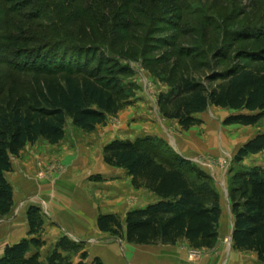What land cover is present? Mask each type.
Here are the masks:
<instances>
[{
    "label": "rangeland",
    "instance_id": "obj_1",
    "mask_svg": "<svg viewBox=\"0 0 264 264\" xmlns=\"http://www.w3.org/2000/svg\"><path fill=\"white\" fill-rule=\"evenodd\" d=\"M22 1L0 0V10H9L11 30H14L0 37V86L4 85L2 93L0 87V109H11L21 95L13 91L16 86H5L2 80L13 72L6 62L23 68L36 67L43 51L46 55L51 52L71 56L78 44L84 42L81 39L90 35L95 40L90 48L92 55H98L100 50L114 58L106 80L117 87L125 106L119 113L108 115L105 123L92 133L74 128L68 120L65 135H79L80 139L94 137L103 142L137 141L156 156L177 154L189 158L208 177L207 186L220 197L218 238L212 248L199 249L186 240L173 246H135L108 235L109 244L120 246V254L110 255L108 263L259 264L254 254L233 248L234 218L229 189L235 154L249 139L264 133V121L248 128L224 126L223 121L230 112L210 107L200 116L201 126L184 131L176 121L163 118L158 97L184 78L209 87L208 76L222 72L231 62L235 64L242 52L264 57V0H35L40 3L37 9H26ZM102 22L104 30L116 26L111 47H95L101 37L94 28L103 30ZM4 45L11 54L3 49ZM225 46H230L229 63L222 60L226 55ZM252 67L256 73H264V61L253 63ZM16 77L20 79L18 86L25 90L26 105L31 96L28 86L39 78ZM143 140L150 144L141 143ZM37 143L49 145L43 140ZM260 159L264 164V152ZM16 161L12 158V162ZM249 164H252L250 159L242 163L247 168ZM63 171L64 166L54 162L46 174L39 173L36 177L46 179L45 175L49 174V180L50 175ZM31 208H36L43 217L38 207ZM7 218L0 221V235L6 240L13 224L5 225ZM35 236L42 245L31 247L27 255L34 259L31 264H89L92 261L83 243H74L81 246L80 250L62 252L55 250L57 241L42 242L43 228ZM3 241L0 239V249ZM83 252L87 255L84 261Z\"/></svg>",
    "mask_w": 264,
    "mask_h": 264
},
{
    "label": "trees",
    "instance_id": "obj_2",
    "mask_svg": "<svg viewBox=\"0 0 264 264\" xmlns=\"http://www.w3.org/2000/svg\"><path fill=\"white\" fill-rule=\"evenodd\" d=\"M22 2L26 9H37L40 5L35 0ZM121 7L124 8L125 3ZM0 15V37L7 36L5 32L14 31L9 10H0ZM123 17L130 20L126 14ZM102 25L103 22V29ZM115 27L94 28L101 37L95 47H111L115 42L112 38ZM83 39L71 56L67 53L52 55L51 52L46 55L43 51L36 67L5 63L13 72L2 80L5 86H16L17 90L13 91L21 95L11 109H0V221L14 206L13 188L6 179L12 172V158H18L25 147L39 140L53 146L59 144L65 138L68 120L74 128L92 133L105 123L108 115L119 113L125 106L117 87L106 80L114 58L100 50L98 55H92L90 48L95 40L90 35ZM3 49L12 53L7 45ZM229 49L230 46H225L223 63L230 61ZM258 61H264V57L256 58V55L242 52L235 64L231 62L222 72L208 76L209 87L191 78L182 79L158 97L163 118L176 121L182 130L188 131L201 126L198 116L214 107L230 112L223 121L224 126L255 127L264 121V73L258 74L252 67ZM28 75L39 80L28 86L31 96L24 105L25 90L18 86L20 79L16 76ZM3 86H0L1 93ZM141 143L150 144L148 140ZM262 152L264 133L255 135L238 149L229 189L234 218L233 248L254 254L259 264H264V170L247 168L242 163ZM102 156L107 166L126 171L134 189L152 193L157 202L128 212L124 220L117 215H99L97 227L101 233L135 246H173L180 240L199 249L214 246L221 218L220 197L207 186L208 177L190 161L177 154L156 156L150 148L128 140L110 142L103 148ZM38 214L36 208L28 209L27 238L7 246L0 264H31L34 259L27 257L31 247L42 245L35 236L43 226ZM80 248L62 237L55 250L71 252ZM81 259H87L85 252ZM91 264L104 263L94 258Z\"/></svg>",
    "mask_w": 264,
    "mask_h": 264
},
{
    "label": "crops",
    "instance_id": "obj_3",
    "mask_svg": "<svg viewBox=\"0 0 264 264\" xmlns=\"http://www.w3.org/2000/svg\"><path fill=\"white\" fill-rule=\"evenodd\" d=\"M114 140L119 139L103 142L94 137L65 135L54 146L38 143L27 146L15 163L11 161L12 172L6 179L13 188L14 206L5 225L13 224L7 240L0 235L1 241L4 240L0 257L7 246L27 238V212L32 206L38 207L43 215V243H55L66 237L70 242L83 243L91 260L99 258L104 264H109L110 255L120 254L119 244H109L108 234L98 230L99 215H117L124 220L128 212L154 204L157 198L146 190L134 189L125 170L103 162V148ZM260 155L246 158L252 162L248 167L264 169ZM54 162L64 166L62 173L50 175L49 180V174L46 179L36 177L39 173L46 174Z\"/></svg>",
    "mask_w": 264,
    "mask_h": 264
},
{
    "label": "water",
    "instance_id": "obj_4",
    "mask_svg": "<svg viewBox=\"0 0 264 264\" xmlns=\"http://www.w3.org/2000/svg\"><path fill=\"white\" fill-rule=\"evenodd\" d=\"M233 232V231H232Z\"/></svg>",
    "mask_w": 264,
    "mask_h": 264
}]
</instances>
